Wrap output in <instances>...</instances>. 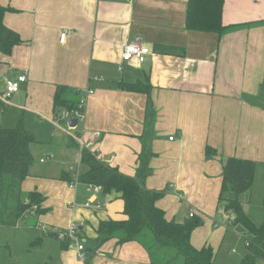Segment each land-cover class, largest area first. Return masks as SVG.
<instances>
[{
	"label": "crops",
	"instance_id": "0c3cea01",
	"mask_svg": "<svg viewBox=\"0 0 264 264\" xmlns=\"http://www.w3.org/2000/svg\"><path fill=\"white\" fill-rule=\"evenodd\" d=\"M0 4L9 7L4 25L22 39L9 54L0 52V96L6 80L26 76L4 104L0 124L14 127L22 116L25 128L36 136L31 146L34 162L21 183L22 191L45 197V212L29 217L34 224L40 220L49 225L48 235L71 221L78 224L90 252L88 264H151L136 241L119 245L109 239L97 246L99 221L126 218L124 202L115 191L84 183L69 186L80 155L66 131H75L53 112L56 86L66 85L78 91L77 99L86 96L77 131L83 129L86 138L93 131L101 133L93 148L98 158L134 176L145 148L151 156L144 185L162 192L156 205L165 217L183 222L194 211L202 226L192 231L191 243L210 246L213 264H239L246 254L242 230L227 221L218 196L227 157L256 162L252 188L243 193L249 204L258 170L260 176L264 171V0H224L221 19L229 27L222 34L187 29V0ZM64 29L68 33L60 41ZM126 42H138L150 53L143 61H123ZM137 81L150 86L149 106L146 93L119 86ZM86 89L92 93L86 94ZM207 146L216 154L207 157ZM87 201L92 206L86 207ZM250 208L244 211L251 218ZM228 232L238 247L230 248L234 256L219 259ZM56 240L58 264H82L74 249Z\"/></svg>",
	"mask_w": 264,
	"mask_h": 264
},
{
	"label": "trees",
	"instance_id": "16d2710c",
	"mask_svg": "<svg viewBox=\"0 0 264 264\" xmlns=\"http://www.w3.org/2000/svg\"><path fill=\"white\" fill-rule=\"evenodd\" d=\"M223 3L224 0H187L185 27L222 34L229 27L222 23ZM7 9L9 7L0 4V52L4 54H9L15 45L22 43L19 33L3 23ZM119 86L146 93L149 106L148 83L123 82ZM77 93L66 85L56 86L53 112L60 123L65 122V114L72 115L78 109ZM3 106L0 102V113ZM69 141L77 146L72 138ZM36 143L35 134L25 128L22 116L18 117L14 127L0 124V224L15 226L25 216L36 217L45 212V208L41 207L45 197L41 193L21 190V183L29 175L34 162L31 146ZM205 154L211 157L216 154V149L207 146ZM150 156L151 153L143 148L135 175L128 176L100 161L91 152H82L79 182L98 185L103 192L115 191L124 202L126 218L99 221L95 238L97 246L109 239H115L119 245L136 241L147 251L151 264H213L214 252L210 246L197 248L191 243V233L201 220L195 215L183 222L167 219L164 210L156 205L162 192L145 187L144 181L150 172ZM255 167V161L235 156L227 157L222 165L218 201L224 211L235 216L232 223L242 226L243 239L248 243L246 254L239 264H259L260 259H264V216L261 223L256 224L245 213L240 200V196L252 188ZM33 206L36 208L32 211ZM49 234L55 236V233ZM62 244L67 246L64 241Z\"/></svg>",
	"mask_w": 264,
	"mask_h": 264
},
{
	"label": "rangeland",
	"instance_id": "374dc122",
	"mask_svg": "<svg viewBox=\"0 0 264 264\" xmlns=\"http://www.w3.org/2000/svg\"><path fill=\"white\" fill-rule=\"evenodd\" d=\"M80 124L81 122L78 126L72 128L71 131L76 132L80 128ZM259 170L255 181L251 204L247 203L245 200L246 194L240 196L243 209H246L247 205L251 206V208L253 207V209L250 208L248 212H251V219L256 224H260L262 216H264V206L262 205L264 171L260 176ZM38 222L35 225V219L25 216L20 219L15 226L0 224V264H58V240H56L55 236H50L43 232L44 227L50 229L49 225L42 223L40 220ZM232 225L234 226L232 228L235 230H243L240 224ZM199 226H202V224ZM229 232L220 246L219 259H227L231 255L234 256L235 254L229 252L230 248L237 250L238 244L236 242L233 243L234 240L229 235ZM199 235H201V232H199ZM90 242V239L87 238V244H90ZM239 244L240 250L242 251L243 247L241 246V242H239Z\"/></svg>",
	"mask_w": 264,
	"mask_h": 264
},
{
	"label": "built area",
	"instance_id": "2783aa9c",
	"mask_svg": "<svg viewBox=\"0 0 264 264\" xmlns=\"http://www.w3.org/2000/svg\"><path fill=\"white\" fill-rule=\"evenodd\" d=\"M67 33H68V31L65 29L60 33V38H59L60 41H64ZM148 53H150L149 49L145 46H142L140 43H138V42H126L123 45L121 58L123 61H130L132 59H137L138 61H143L145 58V55ZM25 79H26L25 74H19L16 77V79L6 80L5 90H4L3 94L0 96V102L3 105L9 103L11 96L13 95V93H15L19 90L20 84L23 83L25 81ZM89 93H92V91L90 89H86V94H89ZM85 100H86V96L79 98L78 109L73 111L72 115H68L72 118L77 119L76 126L84 118L83 108H84ZM68 116L66 114L64 115L67 127L69 129L75 128L76 126L70 127L68 125V122H67ZM83 132H84L83 129L80 130V132L76 131V133L75 132L70 133V132L66 131L67 135H69V137H71L76 142L80 157H81L82 152L84 150H87V151L91 152L97 159H99L100 161H103L102 159L98 158L96 149H93L94 146L96 145L98 139L100 138L101 133L99 131H93V132H91L90 137L86 138L84 136ZM170 139H172V137H170ZM80 157H79V160L76 162V166L74 168L73 180L69 183V186L72 188L75 187L78 183H80L79 182V175H80V172L82 170L81 164H80ZM46 158L49 159L50 157L47 156ZM41 161H43V159H41ZM87 185L89 187H94V189H96V190L100 188V186H98V185H93V184H87ZM84 205L86 207L92 206L91 203L88 201L85 202ZM95 207H99V205L95 204ZM35 208H36V206H33L32 211ZM188 215H189V217H192L195 215V213H194V211L191 210ZM225 215H226V219L229 223H232L234 221L235 216L232 214V212L225 211ZM43 232L44 233L47 232L46 227L43 228ZM54 233H55V237L57 239H59L60 241L67 242V247L75 250L76 257L79 261L82 262V264H88L87 260L90 257V252L86 248L85 240L83 238V235L80 233L78 224L71 221L65 228L58 230L57 232H54ZM243 245H244V248L247 249L248 243L244 239H243ZM259 264H264V259H260Z\"/></svg>",
	"mask_w": 264,
	"mask_h": 264
},
{
	"label": "water",
	"instance_id": "95a60500",
	"mask_svg": "<svg viewBox=\"0 0 264 264\" xmlns=\"http://www.w3.org/2000/svg\"><path fill=\"white\" fill-rule=\"evenodd\" d=\"M67 122H68V125H69L70 127H75V126H76V123H77V119L68 116V117H67Z\"/></svg>",
	"mask_w": 264,
	"mask_h": 264
}]
</instances>
